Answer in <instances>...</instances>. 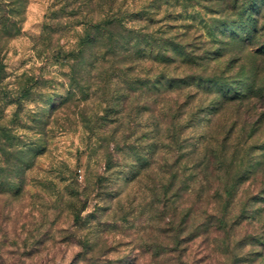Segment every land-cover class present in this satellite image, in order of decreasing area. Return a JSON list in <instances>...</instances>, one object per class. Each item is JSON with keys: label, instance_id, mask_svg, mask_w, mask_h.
<instances>
[{"label": "rangeland", "instance_id": "obj_1", "mask_svg": "<svg viewBox=\"0 0 264 264\" xmlns=\"http://www.w3.org/2000/svg\"><path fill=\"white\" fill-rule=\"evenodd\" d=\"M221 2L0 0V22L19 32L10 38L0 29V264H226V243L247 255L241 264H264L260 180H242L228 197L219 182L188 170L201 135L214 127L220 138L233 123L239 133L246 121L260 168L261 110L242 102L237 113L227 106L215 114L216 94L197 81L163 98L141 93L136 80L148 69L152 78L207 70L204 77L214 71L239 83L264 69L257 42L240 27L243 41L216 26L209 32L200 6L222 10ZM174 10H185L182 18L169 19ZM111 19L125 23L116 35L148 28L151 52L140 59L131 37L125 49L107 50L104 39L79 48L88 26ZM184 52L197 64H186ZM173 115L181 120L171 126ZM219 217L230 239L215 232Z\"/></svg>", "mask_w": 264, "mask_h": 264}, {"label": "trees", "instance_id": "obj_2", "mask_svg": "<svg viewBox=\"0 0 264 264\" xmlns=\"http://www.w3.org/2000/svg\"><path fill=\"white\" fill-rule=\"evenodd\" d=\"M220 1H222V10L210 9V7L207 6H200L201 9H204L206 13L209 14L207 20V23H211L209 32H211V28L213 26H216L217 28H223L219 29L222 34L226 35L229 32L230 38L234 40L235 38H240L239 40L243 41L244 39L240 37L237 32L240 27L242 34L246 36L245 40L249 41V43L257 42L255 44L258 46L257 49L260 50V55H264V0ZM175 6L176 5L172 6V8L176 9ZM186 8L187 7L184 9ZM157 12L158 13L156 14H159V11ZM182 12H185V10ZM182 12L174 10L173 13H167V15L170 16L169 19H178L182 18ZM217 15L221 16L220 19H215V16ZM168 16L166 18H168ZM124 25L125 23L123 20L117 19H111L104 22L100 21L99 23L91 24L85 29V35L78 43L79 48L81 49L85 45L92 44L96 40L104 39L107 50H115L117 46L121 49H125L130 45L126 38L131 37L132 44L130 48H133L136 53L141 55L139 58L143 59L146 56V53H150L152 50V43L149 39H152L151 36H153V34L148 33V28H143L147 31V33L142 34V29L140 30V27H134L136 30H128L129 34L126 36L116 35L114 29L121 28L123 30L125 29ZM0 29L3 35L10 38L19 33L14 27H7L5 25V21L0 22ZM257 37L259 39H256ZM119 39H121L123 43L122 41L120 43L118 41ZM214 40H216V37L213 35L210 41L214 42ZM143 45L147 46L148 49H143ZM158 56L160 57L162 63H166L171 59L168 52L162 54L160 53ZM180 56L186 58V64L191 65L197 64L196 60L199 58L197 55H192V52H184ZM192 69V67L188 68V70ZM206 71L207 70H204V75H187L182 78H174L166 75V73L152 78L151 76H153V71L148 69L147 73H145V78L142 76L143 73L139 71L136 80L140 85L139 87L141 88V93L144 88H146L148 91L152 90L151 96L159 95L163 98L169 97L173 93H179L184 89L183 85L188 87L190 84L189 80H194L197 81L198 85L203 86L206 92L216 94L218 99L212 100V113L219 114L222 110H226L227 106H233L231 108H233V110L237 113L241 105L237 108L234 105L236 103L242 104V102H247L252 107V110H261V113L258 115V119H264V69L255 68L252 74L246 75L247 77L244 76L242 81L239 83H237L235 79L223 77V75H218L214 71L210 72L212 74L204 77ZM1 72H3V68H0V80L5 79V76H3V73L1 74ZM150 78H155V80L152 82ZM146 96L149 97L150 95ZM161 102L162 101L157 100L154 101L156 107L158 103ZM162 104L163 103H161V105ZM161 108L163 109V107ZM177 120H181L180 115H173L169 117L171 126H173L174 122ZM238 125V123H233L230 124L229 127H223V135L220 138L213 136L214 127L211 132H208V134L200 136L196 143V150L191 152V154L196 157V161H193L190 168H188L189 176L197 180L200 178V182L206 181L207 183L212 182V184L213 182H219L220 186H216L215 189L218 192H223L228 197H231L233 190L236 189V184L242 180H260L261 185L263 186L261 190L263 191L260 193L259 197L255 198H260V202L264 204V162L261 167L258 168L257 165L259 163H252L251 158H253V156L249 155V150L253 149V147L249 148L250 138L254 134L251 131V125L248 121L242 123L239 133L237 131ZM156 127L158 128L159 124L156 125ZM237 135L243 136L246 140H244V142L238 140L236 138ZM223 180L224 182L221 185V181ZM260 212L264 214V206L260 209ZM218 220V224H216V228H214L215 232L220 234L223 233V235L227 236V239H230L233 233L226 229V219H224V217H219ZM259 240L260 246L264 249V238L262 237V239L260 238ZM227 244L228 243H226V248L224 250L230 254L226 252V264H241L245 262V260H248L246 259L247 255H235L233 247L230 249ZM252 254L255 255L256 253L251 252V255ZM261 257L264 258V254L261 255ZM252 260L253 261L251 263L253 264L255 261L254 259ZM248 261L250 262V260Z\"/></svg>", "mask_w": 264, "mask_h": 264}]
</instances>
